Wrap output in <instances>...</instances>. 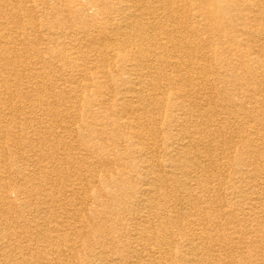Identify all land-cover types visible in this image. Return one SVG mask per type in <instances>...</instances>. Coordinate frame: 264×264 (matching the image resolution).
I'll list each match as a JSON object with an SVG mask.
<instances>
[{
	"label": "bare ground",
	"instance_id": "6f19581e",
	"mask_svg": "<svg viewBox=\"0 0 264 264\" xmlns=\"http://www.w3.org/2000/svg\"><path fill=\"white\" fill-rule=\"evenodd\" d=\"M12 1L22 5V1ZM34 1L39 5L47 0ZM10 5L9 0H0V18L4 19L0 22V105L11 106L12 112L19 111L20 115L10 112L7 120L0 109L3 207L11 208L16 202L20 206L45 203L53 196L52 191L58 193L60 188L73 196L83 192L87 184L82 178L72 179L77 170L55 169L75 162L88 168V181L100 189L115 188L118 201H123L129 212L136 210L126 219L131 244L147 241L155 245L144 244L151 247L148 255L144 254L146 259L139 244V252L130 251L134 261L117 263L113 257L122 255L121 250L120 254L111 250L113 253L91 252L80 264H212L222 256L220 250L211 249L212 244L225 243L229 250L241 251L240 243L248 233L232 228L231 235L242 233V237H233L236 242L230 235L213 234V229L220 228L213 209L223 210L228 217L238 214L251 234L264 239V177L256 179L255 174H264V0H67L66 15L48 26L51 34L47 29L43 35L55 44L40 57L49 59L54 70L50 85L45 84L34 62L30 71L21 69L29 51L26 33L36 29L25 26L19 33L9 28L13 19L15 23L21 21ZM9 15V19L5 17ZM19 42L22 48H17ZM32 53L40 54L38 50ZM90 54L95 59L90 60ZM76 80L89 84L80 87L87 93L77 100L84 103L78 104L81 113L68 115L62 122L51 109L50 117L58 122L57 127L52 126V120L42 116L45 106L53 107L49 101L53 96L39 95L58 92L63 93L58 95V102L75 100L65 88L77 84ZM90 85L99 95L89 92ZM31 94L36 102L29 99ZM60 134L75 136L78 143L63 145L71 143L56 141ZM233 139L245 145L236 149ZM88 140L93 144H87ZM100 140L121 147L122 153L110 151L112 155L99 162L105 150L98 146ZM55 141L63 145V152L56 151ZM218 143L222 146L217 153ZM89 153L95 161L89 160ZM123 161L129 165L108 174V164L117 167ZM93 167L105 172L89 170ZM219 171L225 172L227 182L220 181ZM59 175L63 181L56 190L41 184ZM39 183L42 186H32ZM221 191L227 192L231 203L222 204ZM195 208H202L199 219L191 213ZM8 220L0 223V257L4 264L26 263L27 258L19 261L9 253L18 245L12 239L25 238L31 231L25 229V221ZM37 227L36 223L31 229L44 237V231ZM75 256L79 254L71 257ZM261 262L264 264V258Z\"/></svg>",
	"mask_w": 264,
	"mask_h": 264
},
{
	"label": "rangeland",
	"instance_id": "374dc122",
	"mask_svg": "<svg viewBox=\"0 0 264 264\" xmlns=\"http://www.w3.org/2000/svg\"><path fill=\"white\" fill-rule=\"evenodd\" d=\"M19 1H22V5H20L19 3H16L15 1L13 2L12 0H9V2L11 3L10 6L13 7V11L17 14L18 18H20V20H21V21H18V23H15L14 19H13L12 22L10 23V25H9V28L11 27L12 29L18 31L19 33L21 31H23L22 29H24L25 26L29 27L30 25H33L35 27V29H36L35 32L32 31V32H27L26 33V38H27L26 41L28 42V45H29V51L27 52L28 57L25 59V62L22 63V65H21V69H25V70L27 69L28 71H30V68H34L33 64H32V62H34V65H36V69H38L36 71L40 75L44 76L43 77V81L45 82V84H49L50 85L51 84V75L54 73V70H53V68H50V60L49 59H46V58H41L40 59V57L46 56L45 55V50L46 49L49 50V47H51L50 45H53L51 48H54L55 44L53 42H51V40L49 42L47 38L45 39L43 37V35L47 31V29H48V33L51 34L53 31L51 29H49L48 26L54 25L59 19L63 18V16L66 15L65 12H63V11H64V6L67 4V0H47L46 3L39 4V5L36 4L34 0H19ZM21 9L24 10V11H21ZM5 17L9 19L10 15L9 16H5ZM0 22H4V19L0 18ZM59 22H62V21H59ZM36 32H37V34H40V33L42 34L41 35L42 37L40 39L36 37L37 36ZM17 48H22V46L20 45V42H19ZM34 50H38L40 54L32 53V51H34ZM91 55L92 54H90V56L88 58H90V60L91 59H95L94 56L93 55L91 56ZM60 64L61 63H59V65ZM91 73L92 72L88 73V75L89 76L92 75ZM76 82H77V84H73V85H71V87H66L65 88L68 91L67 95H69L70 97H73V98L75 97L76 98L75 100L71 99L69 101L68 100H64L62 102H58L57 101V100H59L58 99V95L59 94H63V93H58L57 90H56L57 93L50 92V91H47V92L43 91V93H41L43 95H41V94L39 95L40 97H42V96L47 97V96H51V95L53 96V98L49 99V101L52 102L53 107L52 106H49V107L45 106L44 107V109H45L44 114L45 115L42 116V117H46L47 116L46 119H48V121L52 120V122H51L52 126L56 125V127H57L58 122L56 124L54 122L56 120V118H51L50 117L53 114V113H51V111H52L51 109H53L52 112H55V113L58 114V119L60 121H62V122H63V119L65 117H67L68 115H69L68 117H73L76 114V112H78V114L81 113L79 111L78 107H79V105L81 106L84 103H83V101H78V103H77V100L80 99L79 97L87 95V93L84 92V88L83 87H82V89L80 88L81 86H85L87 84V81L85 82L83 80H76ZM88 83H90V82H88ZM87 85H89V84H87ZM67 86H70V84H68ZM19 91H21V90L19 89ZM89 92L93 93L96 96L99 95V91L96 90L91 85L89 87ZM29 97H30L29 99L32 98V99H35V102L37 101V98L32 96V94ZM16 98L17 97H15L14 99H16ZM12 102H14V101H12ZM3 106L0 105V109H2V113H5L7 115V117H6L7 120L9 119V116H10L11 113H16L17 112L16 114H14L16 117H18L20 115L19 111L12 112L13 109L11 108V106H8V105H3ZM107 106H109V105H107ZM102 108L105 109V106H102ZM96 109H99V108L96 107L95 110ZM4 110H7V112H4ZM67 111H69V112H67ZM60 117H62V119ZM19 122H20V120H19ZM75 126H77V124H75L73 127H75ZM229 127H231V129H232L233 126L230 125ZM11 128H12V126H11ZM107 132H108V130L104 131L105 137H107ZM42 134L43 133H40V135H42ZM75 138H76L75 136H73V138H71V137H68L67 135L60 134L58 139L57 140L55 139V140L56 141L64 140V141L70 142L71 144H63V142L61 141L63 145L75 146L78 143V141H76ZM48 140L50 141L52 139L49 138ZM56 141H55V143H53V144H55L54 147H55L56 151L60 150V152H63L62 151L63 150L62 149L63 145H61V146L58 145L56 143ZM103 141L104 142L97 141L98 146L105 148V150L103 151L104 156L100 157V159L98 160L99 162L101 161L102 158H103L102 161H104L107 157H109L108 155H112L111 154L112 151L114 152V154L122 153L123 150H122L121 147H119V148L118 147H113L109 143L108 140H103ZM242 142L240 143V141H237V139H233V141H231V143L237 145L236 149H238L242 145H245ZM108 143L111 145V147H109ZM73 144H75V145H73ZM87 144L91 145V144H93V142L88 140ZM221 146L222 145H220L219 143L217 144V147H216V149H217L216 152L217 153L220 152V150H221L220 147ZM199 150L202 153L207 151L206 149H199ZM232 150L233 149H231V151ZM77 152L78 151L75 152V155L80 157L81 156L80 152H78V153ZM20 153L21 152H19V154ZM233 154H234V152H232V155ZM77 156H76V158H78ZM88 157H89V160H93V161L96 160V158L94 157V155L92 153L91 154L89 153ZM43 163H45V162H43ZM128 165H129V162L126 163L125 161H123L117 167H114L113 165L108 164L105 168L108 167L107 168V169H109L108 170V174H112V173L115 172V168L117 170L124 169V167H127ZM49 166H52V165H49ZM61 166L62 167L58 166L59 169L57 167H55V169L57 171L64 169L65 171H68L70 173L72 172V169L78 171L77 175L75 174V177H73L72 179H77V177L78 178H82V180L85 182L84 184L85 185L87 184V186L84 185L86 188L83 190V192L82 191H78L77 194L74 193L75 195L73 196V195L69 194L68 192L67 193L64 192L65 188H63V192H64V194H63L62 189L60 188L61 191L59 190L60 192H58V193H55V191L53 190L52 191L53 192V194H52L53 198L51 197V199H49L48 201H45V203L38 202L37 204H34L33 202H29V204L27 206H20L16 202V204L12 205L11 208H9L7 206L3 207L0 204L1 205V207H0L1 209L0 210L2 211V212H0V223L7 221V219H9L11 223L13 221H14V223H16V222L19 223L20 221H25L26 222V225L24 223V226L26 227L25 229H27V232H29V233L31 231V233L29 234L30 236L28 235L29 237L26 236L25 238L21 237V238L12 239L14 244L15 245L18 244L19 247L17 245L16 249L18 251H16V249H15V250H13L14 252L12 251L9 254L13 255L12 257H15V256L18 257V258L15 257V259H17V260L20 259L19 261H21L23 258L24 259L27 258L28 260L26 259L27 260V261H25L26 263H23V264H30L29 263L30 261H31V264H37V263L38 264H55V263L56 264H63V263L64 264H80L81 259L82 258H86L89 255V253H91V252H95L96 253V252H99V251H102L103 253H106V252L107 253H113L114 251H117V253H118L121 250L120 253H122V255H116V256L113 257L116 260L117 263L122 262L123 259L124 260L128 259L129 261L136 260L135 257L132 258L133 254L130 253L131 250H135L136 251V249H138L137 251L139 252L140 249L141 250L145 249V250H142L143 257H144L145 252H146L145 255L147 256L148 253H149L148 251L151 249V247L152 248L155 247V245L151 244L152 242L149 243L147 241H145V242L142 241V243L140 241H137L138 243L136 242L134 244H131V242H132L131 239H133V238L131 236H129V234H128V231H127L128 230V228H127V224L128 223H127L126 219H127L128 215L133 214V212H135L136 210L132 211V212H129L128 209L126 208L125 204L123 203V201H118L117 197L115 196V195L118 196V193H117L118 190H116L115 188L106 189V188H103V187H101L102 189H100L99 188L100 185H97V184H94L91 181H88L89 180L88 179V176H89L88 168H85L84 166L81 167L79 164H77L75 162L72 163V164L69 163V167L70 168L68 167V165H66V166L65 165H61ZM66 167H67V169H66ZM89 170H91L92 172L96 171V172H98V174H103L105 172L104 171L105 169H103L101 167H98V168L97 167H93V168H90ZM30 174L32 176H34L33 175L34 173L30 172ZM255 174H256V179H259L260 177L261 178L264 177V174H262V172L261 173L258 172V173H255ZM218 175H220V181H223V180L225 181L226 180V176L227 175H225L224 171L223 172L219 171ZM57 178H59V179H57ZM52 179H53V177H52ZM53 180L54 181H51V180L48 181L47 179H45V181L42 182L41 184L43 185V187L45 186L47 188L51 187V185H52V187L55 186L54 189L56 190L57 189L56 186L58 184H61V182L63 180L61 179L60 175L58 177H55ZM57 180H59L60 182L57 181ZM83 181H82V184H83ZM5 182L11 183L12 181H9L8 179H5ZM225 182H227V180ZM41 184L39 183L37 185H32V186L37 188L39 186H42ZM29 187H30V185H29ZM216 188H217V185H216ZM173 190H176V188H173ZM54 193H55V195H54ZM95 193L97 194L96 196H95ZM226 193H227L226 191L219 192V196L221 198L222 204H224V205L232 202L230 200V197L228 195H226ZM82 194H83V196H82L83 199L81 197ZM77 196H79V197H77ZM60 197L63 198V200ZM248 197H249V195H248ZM55 198H56V201H53V200H55ZM77 199H79V201H77ZM219 199H217L216 203L219 202ZM57 200H59V201H57ZM64 200L65 201L67 200L69 202H67V201L65 202ZM73 200L74 201L76 200L75 201L76 203H74ZM89 200H90L91 203H89ZM47 203H49V204H47ZM59 203L62 206H60ZM63 203H64V205H63ZM114 205H116V206H114ZM52 206H53V208H52ZM68 206H69V208H68ZM14 207H17V209L14 208ZM22 207H24V209H25V207H27L25 209V211L28 208H30V209L27 210L28 212L26 211L27 212L26 216L28 215L27 217L25 215H23L26 212L20 210V209H22ZM40 207L43 208V209H41ZM55 207H57V208H55ZM62 207H63V210H61ZM2 208H5V209H2ZM51 208H52V210H51ZM11 209L13 211H11ZM37 209H39V210H37ZM53 209H55V211ZM58 209L60 211H58ZM195 209L192 210L191 213L193 214V216L195 218H198V219L201 218L199 216L198 211L202 210V208H195ZM33 210H34V212H33ZM42 210H44V211H42ZM69 210H70V212H69ZM30 211L33 212L34 214L33 215L30 214L31 213ZM37 211H40L45 216L41 215L40 212L37 213ZM212 211H213V214L216 216L218 222L220 223V228L213 229V232H212L213 234H217L220 237H223V235H230V239L232 238L231 240H233V237L235 238V237H237V235L239 237H242V235H241L242 233L241 234L237 233L236 236H233V235H231V229L232 228H237V230H239L240 232L242 231L245 234L248 233L247 235H245V237H244L245 239H243L241 241V243H240V246L242 247L241 251L238 250V249H235V250L234 249H230L229 250V246L228 245L226 246L225 243H223V245H221V243L210 245L212 247L211 249L220 250V254H222V256L218 260L213 261L212 264H255V263L256 264H262L261 260L264 258V248L263 249H259L257 246L259 245L260 247H262V246L264 247V239H260L258 237L256 238L255 234H251L249 232V228L250 227H244V224L241 221V217L238 216V214L230 215L229 216L231 218L230 219L228 216H224L222 214L223 210L214 211V209H213ZM8 212L11 215H9ZM13 212H15V213H13ZM54 212H55L56 215H54ZM205 212L209 214V211L205 210ZM7 213H8V215H7ZM21 213H22L23 216L21 215ZM186 213H188V212H186ZM125 215H126V217H125ZM234 215H236V217H233ZM50 216H51V218H50ZM19 217H21L22 219L19 218ZM122 218H124V219H122ZM11 219H13V220L11 221ZM17 219L20 220V221H18ZM38 219L40 220V222H39ZM228 221L230 222L229 224H227ZM34 222H35V224H34ZM36 223H37L38 227L39 228L41 227L42 231H44V237L43 236L42 237L36 236V233H35L36 230H35V232H34V230H32V229H34L33 227H36ZM39 223H41V224H39ZM48 224H49V226H48ZM44 225L46 227L47 226L48 227L46 228ZM31 226H32V229H31ZM0 227H2V226H0ZM61 227H62V229H61ZM116 227H117V229H116ZM100 228L103 229V230H101ZM112 228L114 229V231H113ZM247 228H248V230H247ZM84 229H85L86 232L84 231ZM45 230H46V232H45ZM49 230L50 231L52 230L51 231L52 233ZM31 235L34 236V237H32ZM83 235H84V237H83ZM45 237H47V238H45ZM34 238H35V241H34ZM126 238H129V239H126ZM238 241H239V239L237 240V242ZM232 242H236V239H234ZM146 243H149V245L146 244ZM139 244L140 245L142 244L143 246L142 245L140 246ZM144 244L147 245V246H151V247H146V246H144ZM36 245L38 246L39 249L36 248ZM39 245L41 246L42 249L40 248ZM90 246L93 249H91ZM132 246L135 249H133ZM35 248L38 249V250H36ZM19 249H20V251H19ZM87 249H90V251L87 250ZM31 250L33 251L32 253H31ZM0 253H1V250H0ZM34 253H36L37 255L36 254L32 255ZM62 253L66 256V258H65L64 255H60ZM120 253H118V254H120ZM76 254H79V257H77V256H75V258L71 257V256L76 255ZM28 256H29V258H28ZM124 256L127 257V258H125ZM129 256H130L131 260L129 259ZM146 256L144 257L145 259H146ZM249 256H250L251 259H249ZM39 257L41 259H39ZM45 259H46V261H45ZM248 259L250 261H248ZM0 262H1V264H2V262H3V264L5 263V261H4V259L2 257H0ZM141 264H147V262L146 261H142ZM148 264H150V262H148Z\"/></svg>",
	"mask_w": 264,
	"mask_h": 264
}]
</instances>
